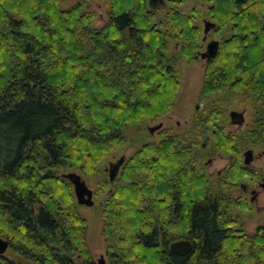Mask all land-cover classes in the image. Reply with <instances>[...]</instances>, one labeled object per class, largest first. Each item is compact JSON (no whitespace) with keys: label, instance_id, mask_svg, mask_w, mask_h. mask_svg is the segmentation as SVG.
Segmentation results:
<instances>
[{"label":"trees","instance_id":"16d2710c","mask_svg":"<svg viewBox=\"0 0 264 264\" xmlns=\"http://www.w3.org/2000/svg\"><path fill=\"white\" fill-rule=\"evenodd\" d=\"M62 1L0 0V237L34 264H95L88 221L61 175L105 174L98 167L126 141V130L173 110L181 88L177 65L197 62L205 49L200 16L216 24L213 34L229 35L204 64L200 96L213 104L196 124L228 154L239 143L264 149V0H200L192 10L189 0H165L161 12L148 0H101L110 9L101 27L88 6L99 0H75L68 8ZM231 100L247 104L256 123L237 136L225 131ZM185 136L143 145L114 184L101 183L110 264H264V228L253 234L232 228L242 206L218 197L206 211L205 196L221 195L238 179L209 187ZM177 179L181 192L195 194L178 230L194 250L168 261L154 246L173 231L159 218L157 201ZM0 264L17 263L0 256Z\"/></svg>","mask_w":264,"mask_h":264},{"label":"rangeland","instance_id":"374dc122","mask_svg":"<svg viewBox=\"0 0 264 264\" xmlns=\"http://www.w3.org/2000/svg\"><path fill=\"white\" fill-rule=\"evenodd\" d=\"M200 0H189L186 2L187 10H192L195 6H199ZM75 3V0H63L62 6L64 8H68L72 6ZM198 3V4H197ZM89 9L92 11H95L96 13V26L101 27L105 22L107 21V15L109 9L108 2L104 1H91L89 2ZM204 9V6L202 7ZM203 16V15H202ZM199 21L205 22L206 18L199 17ZM200 22V23H201ZM229 35V33H226V29L222 30L221 33L218 35L213 34L214 40H220L221 37H226ZM211 42V41H210ZM205 44V43H204ZM206 47V44H205ZM176 50H179V48H176ZM172 54V52H169ZM205 62L203 60H197V62L193 64H186L184 62H181L177 65V69L179 71V78L181 81V88H180V94L178 99L175 102V107L173 110L167 114L166 116L154 121L149 122L146 124V126L139 130L137 128H131L125 131V137L126 141L120 145L116 150H114L111 154H109L107 157L103 159L101 164L99 165V170H104L105 168H109V163L114 162L113 155H116V158H120L121 156H131L136 150H138L140 147L146 144L151 143H159L161 140H163L166 136H172L183 133H186V138L191 137L193 134L192 131L195 129L197 131L195 136L201 137V142H203V138L210 136L211 132H204L201 131L198 127L199 125L195 124L193 125L192 118L195 116L196 112V106H199V111L203 109L202 103L200 102V93L202 89V81H203V69H204ZM207 103V106L213 104L210 100L208 103L205 101V104ZM213 106V105H212ZM211 106V107H212ZM248 109V114L246 115L247 121L250 123L251 127L253 128L255 122V118L253 115V110L247 105L241 103L239 100H231L227 102L224 110V117L226 118L228 116V112L232 110L236 111H242L243 109ZM228 109V112H227ZM159 123L164 124L165 130H169L167 132H163L162 134H156L153 137L149 134V128L155 127ZM193 125V126H192ZM226 126V125H225ZM227 132V130L225 129ZM213 142V141H212ZM213 145L210 146L208 153L205 158H203L204 161H207L208 158L214 159V164L212 168L210 169V172L213 174H216L217 171L221 170L228 161V156L231 154H228L226 152L221 151L218 149L217 145L212 143ZM236 146V145H235ZM247 146V145H246ZM248 147V146H247ZM250 148V147H249ZM252 149V148H250ZM262 149H254L255 152H258ZM219 153V154H218ZM220 155H223L224 158L219 157ZM257 168L264 167V161H260L255 164ZM69 172H75V171H69ZM100 172V171H99ZM97 173L94 178L91 179H84L87 181L90 188L95 193V206L92 208H88L85 206H80V213L81 215L87 219L88 225H89V233H88V242L91 249V252L93 254V257L95 261H97L98 255L105 252L104 249V238H103V216H102V205L100 202H102V199L104 198V194L100 190V185L103 183V180L105 178L109 179L108 172L105 171V174L103 172ZM67 173V172H66ZM214 175V180L215 179ZM102 179V180H101ZM244 181V183H248V175L246 174L244 178L241 179ZM217 181V180H216ZM211 185L215 186V182L213 180L209 181V187ZM209 187L207 189H209ZM229 186L226 187L228 189ZM264 206V200L260 199L259 207L261 208L260 212H257L255 209H252L254 212H248V208H237L235 209L234 213H239L243 217L240 219L243 220L244 223V229L245 232L248 234H253L256 232L258 227L264 226V210H262ZM242 209V210H241ZM248 215H254L251 218L246 219ZM7 258L14 261L17 264H34L33 262L27 261L23 259L22 257L13 254L10 250H8L6 254Z\"/></svg>","mask_w":264,"mask_h":264},{"label":"flooded vegetation","instance_id":"af4514ba","mask_svg":"<svg viewBox=\"0 0 264 264\" xmlns=\"http://www.w3.org/2000/svg\"><path fill=\"white\" fill-rule=\"evenodd\" d=\"M208 21H211V20H208ZM214 30H211L207 35V39L204 42L206 44V47L210 41L214 40V37H213ZM203 33H204V22H203ZM206 47L203 51L198 53L197 59L202 60L200 58V54L203 53L204 51H206ZM203 61L205 63H207L205 60H203ZM205 101L206 100L203 98L200 99V102L202 103V106H203L202 110L199 111V106L198 107L196 106V108H195L196 114L192 118V122H193L194 126H195L196 122H198L200 120V118H198L197 114L204 112L206 109H209V106H207V103L205 104ZM248 111L249 110L246 108V109H243L242 111L232 110L229 113L228 109H227L228 116L225 118L227 120L225 129L227 130L228 134H230L231 136H237L240 133L246 132L248 129H250L251 125L247 121V118H246ZM233 112L243 113V116H241V117L236 116V122L235 123L231 122V114ZM156 126H161V128H160V130L155 132L153 135L149 132L151 137H153L154 135H156L158 133L162 134L164 131L165 132L169 131L168 129L165 130L163 123H159ZM198 127L200 128L201 131L206 132L203 129V126H200V124ZM192 133L193 134L191 135V137L189 136V140L192 144H189L188 147L189 148L190 147L195 148V150H192V155L193 156L196 155L201 159L200 163H199L200 168L198 170L203 177V181L207 182V181L213 180L216 184V182L220 178H223V177L229 176L231 178V176H233L234 179H238L236 182H232V181L229 182V184L227 185V186H229V188L226 189L227 186H225L224 192H221V195H215V194H211V193L210 194L212 195V197L210 195H206L205 196V202L207 203L206 211L208 213L211 212L212 200L215 201L219 197L221 204H222V201L224 203V201L226 200V202L228 201L230 204L240 205L246 209L248 208V212L253 213L254 211L252 209H255L257 212H260L261 208L259 207V202H260V199L264 200V167H262L260 169V168H257L255 166V164L260 162V161L261 162L264 161V149L259 150L258 152H255L254 149H250L249 147H247L243 143L236 144V150L237 151L233 155L228 156V161H227L226 165L221 170L217 171L216 174H213L212 172H210V169L212 168V166L214 164V159L208 158L207 161L203 160V158L206 157L210 146L213 145L211 136L204 137L203 142L200 143L201 137L195 136L197 131L195 129H193ZM182 135H186V133L185 134L183 133ZM178 136H180V134L172 135V136H166L165 138H168V137L176 138ZM161 146L162 145H160V147ZM248 151H252L253 154L250 157L249 164H246L245 163V160H246L245 156H246V153ZM122 157L125 158V161L128 158L127 156H121L120 158H122ZM219 157L224 158L223 155H220ZM120 158H116V155H113L114 162H110L109 165L118 162L120 160ZM121 169H120V171H121ZM105 171L108 172V167L105 168ZM241 172H245L248 175V183H244V181L241 180L242 175L237 176V174L241 173ZM214 175L216 176L215 179L217 181L213 179ZM234 179H231V180H234ZM208 190L210 191V189H208ZM94 195H95V193H94ZM201 198H203V196ZM102 202H103V199H102ZM102 202H100V204ZM157 202H158L157 207H158L159 218H162V216H163V219H165L163 224L167 225L169 227V228L167 227L168 229L172 228V230L174 232L169 230L170 232H167L166 236H158L155 243H154V246L158 247L160 249V252L167 256L166 260H168V261H174V259L178 258V257L184 258V257L189 256L190 254H192V252L194 250V243L188 237L178 238V230H179V221L181 220V218L183 216H186L189 214L191 207H193L196 203L195 194L192 192H190V193L181 192V190L179 189V183H178V179H177V181L174 184H172V186H169L168 189H166L164 192H160L158 194V201ZM215 203H216V201H215ZM146 204H148V203L146 202ZM262 208H263L262 210H264V206ZM253 216L254 215H248L246 217V219L251 218ZM242 218L243 217L241 216V214H239L237 212L234 213V218L231 221L232 222L236 221V223H235V225L234 224L232 225V223H231V225H232L233 229L235 228V230H237V231H242V232L244 231L245 232V229H244L245 225L243 223V220L242 221L240 220ZM159 220H161V219H159ZM260 228H264V226L258 227L257 230ZM103 238L105 241L104 236H103ZM179 241H189L193 245L192 252L186 256H180V255L174 254L171 251V245L174 243H177ZM104 244H105L104 245L105 252L98 255L97 261H95V259H94L95 264H110V255H109V250H108L107 245H106V241ZM2 257L7 258L6 255L2 256ZM159 260H164V258L160 257Z\"/></svg>","mask_w":264,"mask_h":264},{"label":"water","instance_id":"95a60500","mask_svg":"<svg viewBox=\"0 0 264 264\" xmlns=\"http://www.w3.org/2000/svg\"><path fill=\"white\" fill-rule=\"evenodd\" d=\"M148 6L151 10L154 11H164L166 9L165 0H148ZM216 28V24L214 22L206 20L204 22V37L203 41L205 42L207 39V35L211 30ZM220 49V41L212 40L208 43L206 47V51L200 54V58L205 60L207 63L211 62L219 53ZM236 116H243V113L233 112L231 114V122H236ZM161 126H155L149 129V132L153 135L155 132L160 130ZM253 154L252 151H248L246 153L245 163L249 164L250 157ZM125 162V158L122 157L120 160L114 164H110L108 168V175L111 184H114L115 180L119 176L120 169ZM62 178L68 180L69 183L72 184L74 189V195L79 206H85L88 208H92L95 205L94 200V191L90 188L87 181L83 176L76 172H67L63 173ZM10 248L9 242L2 237H0V256H5ZM193 250V245L189 241H179L171 245V251L174 254L180 256H186L190 254Z\"/></svg>","mask_w":264,"mask_h":264}]
</instances>
